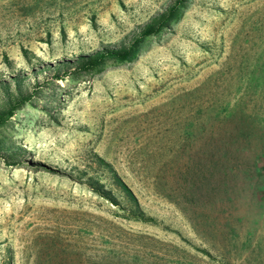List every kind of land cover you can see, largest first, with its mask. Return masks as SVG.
<instances>
[{
    "label": "rangeland",
    "instance_id": "rangeland-1",
    "mask_svg": "<svg viewBox=\"0 0 264 264\" xmlns=\"http://www.w3.org/2000/svg\"><path fill=\"white\" fill-rule=\"evenodd\" d=\"M176 2L0 0V264H264V0L81 68Z\"/></svg>",
    "mask_w": 264,
    "mask_h": 264
},
{
    "label": "trees",
    "instance_id": "trees-1",
    "mask_svg": "<svg viewBox=\"0 0 264 264\" xmlns=\"http://www.w3.org/2000/svg\"><path fill=\"white\" fill-rule=\"evenodd\" d=\"M187 0H177L176 4L169 10L167 15L158 23L155 28H149L141 34L139 38L133 41L129 48L120 52H107L99 54L97 57L85 58L82 60L81 68L85 72H98L107 64L120 65L128 63L136 59L142 52V46L145 44L148 37L159 35L162 30H165L171 24L176 23L186 9ZM13 110H9V118L13 114ZM3 121V120H2ZM113 180L119 186L121 193L126 200L124 214L128 219L140 220L142 212L139 203L130 189L115 175Z\"/></svg>",
    "mask_w": 264,
    "mask_h": 264
}]
</instances>
